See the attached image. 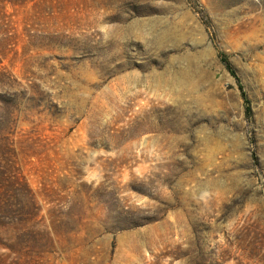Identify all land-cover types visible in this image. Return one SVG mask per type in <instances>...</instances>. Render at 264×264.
Segmentation results:
<instances>
[{"label": "rangeland", "instance_id": "374dc122", "mask_svg": "<svg viewBox=\"0 0 264 264\" xmlns=\"http://www.w3.org/2000/svg\"><path fill=\"white\" fill-rule=\"evenodd\" d=\"M0 264H264V0H0Z\"/></svg>", "mask_w": 264, "mask_h": 264}, {"label": "trees", "instance_id": "16d2710c", "mask_svg": "<svg viewBox=\"0 0 264 264\" xmlns=\"http://www.w3.org/2000/svg\"><path fill=\"white\" fill-rule=\"evenodd\" d=\"M218 55H219L220 60L225 64V66L228 69V71L236 78V80L238 82L239 90L241 92V96H242V98L244 100L246 115L249 116L250 113H251V108H250L249 100L247 98V95H246V93L244 91L243 86L241 85V83H240V81H239L234 69L232 68V66H231V64H230V62H229V60L227 58V56L224 53H222V52H219Z\"/></svg>", "mask_w": 264, "mask_h": 264}]
</instances>
